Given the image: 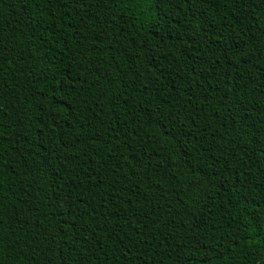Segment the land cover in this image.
<instances>
[{
  "label": "trees",
  "instance_id": "16d2710c",
  "mask_svg": "<svg viewBox=\"0 0 264 264\" xmlns=\"http://www.w3.org/2000/svg\"><path fill=\"white\" fill-rule=\"evenodd\" d=\"M0 264H264V0H0Z\"/></svg>",
  "mask_w": 264,
  "mask_h": 264
}]
</instances>
